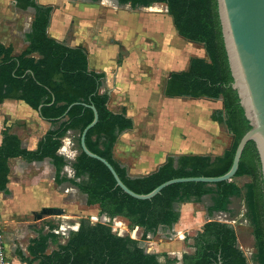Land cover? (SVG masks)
Masks as SVG:
<instances>
[{
  "label": "trees",
  "instance_id": "16d2710c",
  "mask_svg": "<svg viewBox=\"0 0 264 264\" xmlns=\"http://www.w3.org/2000/svg\"><path fill=\"white\" fill-rule=\"evenodd\" d=\"M19 9L30 7L33 15L25 33L27 42L17 55L10 46L0 44V102L4 99L23 101L52 126L37 141L33 150L20 147L15 134L2 131L0 141V190L6 182L8 158L21 156L26 160L50 159L54 167V181L67 180L85 195L86 205H96L98 214L108 221L90 222L80 218L78 227L71 231L64 244L45 253L46 239L55 235H40L27 246L30 264H173L175 257L165 253H147L139 246L148 233L158 226L170 227L178 218L176 203L198 201L203 194H211V204L206 208L223 211L230 196L241 188L244 217L251 226L254 251L246 256L236 245L231 225L215 220L204 222L190 238L192 252L182 253L181 264H264V197L256 149L251 140L241 151L237 169L231 178L246 176L248 181L238 187L230 178L215 183L178 182L166 185L149 199H136L114 186L107 168L98 160L85 155L79 147V134L92 119V105L96 122L84 135L86 148L104 158L114 169L121 182L135 193H146L159 183L174 177L218 176L231 164L234 147L239 137L248 129L236 93L230 88L229 73L215 0H115L118 5L130 8L162 3L178 36L200 44L205 57L192 56L186 68L170 71L164 80L163 94L167 97L220 99L221 108L210 114V119L224 124L230 142L221 154H168L154 170L140 176H130L124 166L112 157V146L117 134L131 128V119L123 107L112 112L106 107L108 95L98 91L102 72L88 69L86 50L81 45L69 46L49 36L46 27L51 5H41L35 0H13ZM95 2L97 0H89ZM37 56H32V54ZM118 61V60H117ZM68 130L73 132L77 151L71 161L72 175L62 173L65 164L57 153L60 139ZM122 218L129 229L138 227L137 239L112 232L110 220ZM162 257V262L158 260Z\"/></svg>",
  "mask_w": 264,
  "mask_h": 264
},
{
  "label": "crops",
  "instance_id": "0c3cea01",
  "mask_svg": "<svg viewBox=\"0 0 264 264\" xmlns=\"http://www.w3.org/2000/svg\"><path fill=\"white\" fill-rule=\"evenodd\" d=\"M35 1L41 5L52 4V7L65 3L64 0ZM90 3L92 4L84 8L85 18L79 22V27L73 28L71 36L74 41L69 46H83L88 69L103 73L98 91L108 95L106 107L112 112L123 107L125 116L131 119V128L119 132L112 146L114 160L126 168L128 175L140 176L154 170L168 154L195 153L211 157L221 154L229 145L230 135L223 124L210 119V114L221 108L220 99L217 102L206 98L167 97L162 92L168 73L186 68L188 60L187 63L183 61L184 54L179 52L170 55V47L166 51H160L162 54H157L161 63L160 72L164 73L157 87L153 72L150 74L152 67L147 63L138 64L135 58L138 51L133 45L142 40L144 34H152L142 21L148 26L164 22V31L170 34L171 20L166 14L165 5L162 8L161 3H152L136 7L143 11L140 12L121 9L122 5H115L114 0ZM28 11L30 14L27 20L23 19L19 24L18 18ZM32 15L33 9L30 7L19 9L14 6L13 0H0V44L10 46L13 55H17L27 44L25 33L29 29ZM68 16L67 14L66 17ZM57 22L55 18H49L46 32L61 40L62 28ZM84 25L99 27L96 37L107 39V43L88 48L80 33L83 32ZM116 45L124 46L127 51L123 59L116 58L114 62L119 53ZM150 53L144 54L148 58L146 60H149ZM32 56L37 55L34 53ZM51 126L21 100L4 99L0 102V141L2 131L5 130L17 136L21 148L33 150L39 138ZM58 150L57 153L65 161L61 173L70 178V164L77 153L71 130L60 139ZM6 164L5 189L0 190V222L5 255L11 264H28L24 259L31 258L27 246L32 239L54 234V238L46 239L44 252L49 253L57 248L56 245L65 243L69 232L77 229L80 218H92L90 207H94L95 213H98L97 206L86 205L85 195L78 192L70 182L54 181V167L49 158L26 160L16 156L8 158ZM236 199L239 201V198L230 196L225 210L212 211L210 214L206 211L211 204V194L208 193L203 194L198 201L176 203L177 220L170 227L158 226L154 233H148L143 241L145 248L154 253L175 257L177 261L173 264H181V254L193 250L190 238L184 240V237L194 235L208 220L230 224L233 216L241 214L233 212V202ZM42 207L61 208L62 213L41 214L37 217L36 214ZM97 217H102V214ZM130 230L131 238L137 239L140 229L133 227ZM237 238L236 235V242H239ZM54 241L55 247L51 245ZM158 260L162 262V257L159 256ZM36 262L34 260L30 264Z\"/></svg>",
  "mask_w": 264,
  "mask_h": 264
},
{
  "label": "water",
  "instance_id": "95a60500",
  "mask_svg": "<svg viewBox=\"0 0 264 264\" xmlns=\"http://www.w3.org/2000/svg\"><path fill=\"white\" fill-rule=\"evenodd\" d=\"M114 3L118 5L115 0ZM215 4L222 44L231 76L229 86L236 93L238 104L248 123V129L239 137L233 150L231 164L223 174L174 177L159 183L146 193H135L121 182L112 166L104 158L86 148L84 135L97 119L95 108L88 105L92 111V119L79 134L80 150L88 157L100 161L111 174L114 186L119 187L130 197L149 199L166 185L178 182L228 181L234 175L241 151L249 140L252 141L257 152L264 197V0H215ZM61 213V208L42 207L36 216ZM108 220L109 218L102 214L98 221L104 223ZM143 241H139V246L143 247L145 252L151 253L145 248Z\"/></svg>",
  "mask_w": 264,
  "mask_h": 264
},
{
  "label": "rangeland",
  "instance_id": "374dc122",
  "mask_svg": "<svg viewBox=\"0 0 264 264\" xmlns=\"http://www.w3.org/2000/svg\"><path fill=\"white\" fill-rule=\"evenodd\" d=\"M64 2L65 3L60 4V6L59 5H57V7L53 6V8L50 12V19L55 18L56 21H58L57 23L60 24V27L62 28L61 41H63L64 43H66L68 45H71L72 41H74V39L72 40V36H71L72 32H73V28L79 27V22H81V20L83 18H85L86 10L84 8L87 5L92 4V3H90L91 1H89V0H73V1L64 0ZM46 5H48V4H46ZM161 5H162L161 7L163 8L162 3H161ZM123 8L125 10H133V11L138 10L140 12H143L141 9H138V8L131 9L127 4L122 5L121 9H123ZM162 8H160V9H162ZM29 14H30V11L24 12L23 14H21V16L18 18L19 19L18 23L21 24V21L23 19L28 18ZM67 14L69 15L68 17H66ZM95 21H97V20H95ZM165 21H167V20H165ZM142 22L147 27V31H150V33L152 32V34L148 35V33H147L148 36H146V34H144L145 36H143L142 40H139L137 43L135 42L136 44L133 46H135V49L138 51V54L136 53L137 56L135 58H136L138 64H143V63L146 64L147 63L152 67L151 68L152 71H150V74L153 72V75H154L155 80H156L155 81L156 87L158 86L159 82L161 81V79L164 75L163 72H160L161 63H159L158 56H157V54L160 51H162V52L166 51V50H168V47H170V49H171L170 55L172 53L175 54V53H179V52L181 53L182 52L181 54H184L183 61L186 63H187V60L192 56L205 57L204 50H203L202 46L200 44H197L194 42L186 41L185 39L178 36L170 21H169L170 34H168L166 31H164V29H166V23H164V22L151 24L152 26L151 25L148 26L146 24V22H144V21H142ZM91 26H94V25L92 24ZM82 30H83V32H80V33H81L82 37L84 36V39L87 43L88 48H90V47L94 48L95 46H101L102 43H105V44L107 43V39L104 38V40H101V39H98L96 37L97 32L99 31V27L98 28H95V27L90 28L88 26L85 27V25H84V26H82ZM76 32H79V31L76 30ZM169 38H170V40H169ZM178 43H179V45H178ZM118 46H119V48H118ZM116 49H117V52H119V53H118V55H116L114 62L116 61V58H118V60L123 59L124 56H126V51H127L124 48V46H120V45H116ZM143 49H144V51H143ZM147 52L148 53L151 52L149 54L150 55L149 60H146L148 58H147V56H144V54H146ZM161 62H162V60H161ZM181 67H183V64ZM165 69L168 70L169 67L165 68ZM165 72H167V71H165ZM216 101L218 102L217 99H216ZM217 106H218V103H217ZM221 127H222V125H221ZM231 180L238 187L241 188L242 184H243L242 181L246 180L245 182H247L248 177L239 176V177L231 178ZM242 192H243V189L241 188L240 192L237 195H233V197L239 198V201H238V199H236L233 202L234 203V211L233 212H235V213L239 212V214L240 213L241 214H240V216H236V215L233 216L231 219L232 221H230V224H232V228L235 232V236L237 235V237H238L237 240H239V242H236L237 247L240 246V248L239 247L238 248L243 252V254H245L246 256H249L254 251V246H253V239H252V234H251V226L248 224L247 219L244 217L245 208H244V202L242 199ZM238 203H240V204L238 205ZM242 203H243V206H242ZM89 209L92 210L93 213H92V216H90V217H92L91 219L88 218L89 216L87 217L88 220H90L91 222H93L95 220L98 221L99 217H97V216H99V214L95 213L96 209L94 207H90ZM121 222L126 225V228H125V231H122V232H119V229H118V233L122 234V235L127 234L131 237V235H130L131 230L128 228L126 222L123 219H121L119 217L116 219L113 218L110 220V225L113 227V230H114V226L117 229L118 228L117 223H121ZM134 235H136L135 232H134ZM54 244H55V241L51 245H53L55 247ZM247 263L248 264H254L251 261H247Z\"/></svg>",
  "mask_w": 264,
  "mask_h": 264
},
{
  "label": "built area",
  "instance_id": "2783aa9c",
  "mask_svg": "<svg viewBox=\"0 0 264 264\" xmlns=\"http://www.w3.org/2000/svg\"><path fill=\"white\" fill-rule=\"evenodd\" d=\"M112 232L121 235L118 233V229L119 228H115L114 226V230L113 227L110 225ZM0 264H11L10 260L6 257L5 255V251H4V236H3V230H2V225L0 222Z\"/></svg>",
  "mask_w": 264,
  "mask_h": 264
},
{
  "label": "bare ground",
  "instance_id": "6f19581e",
  "mask_svg": "<svg viewBox=\"0 0 264 264\" xmlns=\"http://www.w3.org/2000/svg\"><path fill=\"white\" fill-rule=\"evenodd\" d=\"M118 224V228H122L119 232L125 231V225L123 223H117Z\"/></svg>",
  "mask_w": 264,
  "mask_h": 264
}]
</instances>
